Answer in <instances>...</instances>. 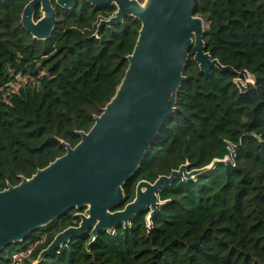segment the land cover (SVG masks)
I'll use <instances>...</instances> for the list:
<instances>
[{
  "label": "trees",
  "instance_id": "1",
  "mask_svg": "<svg viewBox=\"0 0 264 264\" xmlns=\"http://www.w3.org/2000/svg\"><path fill=\"white\" fill-rule=\"evenodd\" d=\"M52 2L58 22L51 38L39 41L22 25L29 0H0V89L19 74L28 78L0 102V192L64 156L63 143L75 147L78 133L92 129L139 37L141 23L132 17L99 31L115 6L79 0L62 9ZM195 14L209 24L207 52L225 67L248 71L255 84L244 87L231 70L204 73L191 55L175 113L125 186L127 203L140 181L154 183L186 164L188 171L203 169L233 153L231 161L165 185L164 205L151 222L145 212L96 240L75 238L41 264H264V0H197ZM79 212L4 250L0 264L47 236L26 263L33 264L58 234L79 225Z\"/></svg>",
  "mask_w": 264,
  "mask_h": 264
},
{
  "label": "water",
  "instance_id": "2",
  "mask_svg": "<svg viewBox=\"0 0 264 264\" xmlns=\"http://www.w3.org/2000/svg\"><path fill=\"white\" fill-rule=\"evenodd\" d=\"M53 0H29L22 25L34 39L47 41L58 22ZM79 0H55L62 9H72ZM93 7L115 6L116 12L102 20L103 26L122 24L127 17L141 23L128 69L115 96L95 117L89 132H79L75 146L63 143L66 154L17 186L0 192V253L19 245L33 234L76 210L80 223L58 234L33 264L67 246L73 239L129 226L141 213L148 221L164 205L159 194L177 178L194 180L214 169L215 160L203 169L189 165L161 176L154 183L137 184L136 196L127 203L125 186L141 169L151 148L176 110L179 91L191 55L204 73L213 68L233 71L244 87L255 84L248 71L236 72L213 59L205 43L209 26L196 16L197 0H87ZM39 9L41 17L35 20ZM98 31V32H99ZM98 32L96 35H98ZM244 79V81L242 80Z\"/></svg>",
  "mask_w": 264,
  "mask_h": 264
},
{
  "label": "built area",
  "instance_id": "3",
  "mask_svg": "<svg viewBox=\"0 0 264 264\" xmlns=\"http://www.w3.org/2000/svg\"><path fill=\"white\" fill-rule=\"evenodd\" d=\"M27 82H28L27 77L21 74L15 76L12 82L8 86L0 89V102L3 99L8 100V98L16 94L19 88L23 86L24 84H26ZM232 156H234L233 153L230 157H227L228 158L227 162L231 161ZM46 239H47V236L41 237L34 243H31L27 249L13 253L9 257L7 264H26L28 261L32 259V256L34 255L36 250L40 247V245H42L46 241Z\"/></svg>",
  "mask_w": 264,
  "mask_h": 264
},
{
  "label": "flooded vegetation",
  "instance_id": "4",
  "mask_svg": "<svg viewBox=\"0 0 264 264\" xmlns=\"http://www.w3.org/2000/svg\"><path fill=\"white\" fill-rule=\"evenodd\" d=\"M78 215V213L76 214V216Z\"/></svg>",
  "mask_w": 264,
  "mask_h": 264
},
{
  "label": "rangeland",
  "instance_id": "5",
  "mask_svg": "<svg viewBox=\"0 0 264 264\" xmlns=\"http://www.w3.org/2000/svg\"><path fill=\"white\" fill-rule=\"evenodd\" d=\"M143 1V0H142Z\"/></svg>",
  "mask_w": 264,
  "mask_h": 264
}]
</instances>
